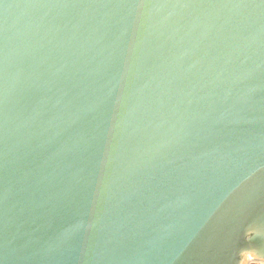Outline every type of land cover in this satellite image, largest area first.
Here are the masks:
<instances>
[{"label": "water", "instance_id": "1", "mask_svg": "<svg viewBox=\"0 0 264 264\" xmlns=\"http://www.w3.org/2000/svg\"><path fill=\"white\" fill-rule=\"evenodd\" d=\"M0 264H264V0H0Z\"/></svg>", "mask_w": 264, "mask_h": 264}]
</instances>
